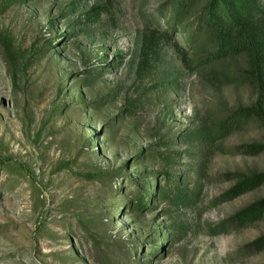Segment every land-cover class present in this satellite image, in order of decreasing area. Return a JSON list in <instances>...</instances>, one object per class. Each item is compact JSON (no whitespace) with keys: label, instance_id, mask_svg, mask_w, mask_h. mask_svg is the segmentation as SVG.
Here are the masks:
<instances>
[{"label":"rangeland","instance_id":"obj_1","mask_svg":"<svg viewBox=\"0 0 264 264\" xmlns=\"http://www.w3.org/2000/svg\"><path fill=\"white\" fill-rule=\"evenodd\" d=\"M185 4L0 0V264H264V215L232 220L264 182L227 195L264 125L218 128L260 86L219 76ZM165 173L186 200L154 196Z\"/></svg>","mask_w":264,"mask_h":264},{"label":"trees","instance_id":"obj_2","mask_svg":"<svg viewBox=\"0 0 264 264\" xmlns=\"http://www.w3.org/2000/svg\"><path fill=\"white\" fill-rule=\"evenodd\" d=\"M199 1L202 7H199ZM185 3L178 14L182 13V20L198 15V27L193 29L194 34L199 33L203 39L202 42H210L212 48L216 50L212 53V57L214 61L222 64L218 70L219 76L227 82L237 78L242 83L260 86L256 102L230 111L220 120L218 128L221 136L231 135L254 119L261 120L264 125V8L262 0H205V3L204 0H185ZM151 46L154 47V44ZM239 56L246 60V68L235 73L236 71L231 68L230 60L235 61V58ZM240 148L244 154L257 155L264 152V143L244 144ZM5 163L0 159L1 165ZM164 177L165 183L154 196L164 200L171 199L174 202L186 200L188 195L177 184L178 178L171 173H165ZM263 182L264 172L245 177L227 192L228 198L238 196ZM137 199L139 207H146L150 203L143 193H139ZM263 215L264 198L235 213L232 220L242 227L262 218ZM252 244L258 250H263L264 235Z\"/></svg>","mask_w":264,"mask_h":264}]
</instances>
